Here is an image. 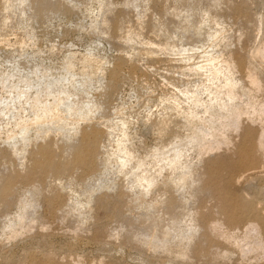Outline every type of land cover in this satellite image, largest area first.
Masks as SVG:
<instances>
[{"label": "rangeland", "instance_id": "1", "mask_svg": "<svg viewBox=\"0 0 264 264\" xmlns=\"http://www.w3.org/2000/svg\"><path fill=\"white\" fill-rule=\"evenodd\" d=\"M0 264H264V0H0Z\"/></svg>", "mask_w": 264, "mask_h": 264}, {"label": "bare ground", "instance_id": "2", "mask_svg": "<svg viewBox=\"0 0 264 264\" xmlns=\"http://www.w3.org/2000/svg\"><path fill=\"white\" fill-rule=\"evenodd\" d=\"M215 72L216 73H219V71H218V69H215ZM226 87H227V90H228V92L230 93V94H233V86L230 84V83H228V82H226ZM62 99L64 100V98H61L60 100L62 101ZM224 105H226V104H224ZM64 108V107H63ZM63 108H62V110H63ZM55 109L57 110V111H59V110H61V108H59L58 106H55ZM70 109H71V106L67 103V102H65V108H64V110L62 111V112H64V111H67V112H69L70 111ZM49 114H52V106L50 105V104H47V103H43V105L41 106V114H40V117L42 118H45L46 116H48ZM53 115V114H52ZM52 115H51V117L50 118H52ZM40 118V119H41ZM67 123V119H66V116H63V118H62V124H66ZM75 124H76V121H75ZM77 127H78V123H77V125H76ZM27 127V125H23V128L25 129ZM76 127V128H77ZM79 129V128H78ZM99 132H98V130H96V129H92V131H91V133H85V132H82L81 133V135H82V137L85 139V138H87V136H89V134H92V136H96L97 134H98ZM123 136H125V135H123ZM121 145H124V144H121ZM179 148V147H178ZM176 146L175 147H173V154H174V156L175 157H177L178 158V156L179 155H181L180 154V148L178 149ZM120 151H124L126 154H128V152L129 151H127V148L125 149V147L124 146H121V148L119 149ZM172 151V150H171ZM130 153V152H129ZM130 155V154H129ZM128 160V159H127ZM126 161V160H125ZM143 180L145 181V185H146V187H149L151 184H152V182H153V180H152V178L151 177H148L147 175H144L143 177Z\"/></svg>", "mask_w": 264, "mask_h": 264}]
</instances>
